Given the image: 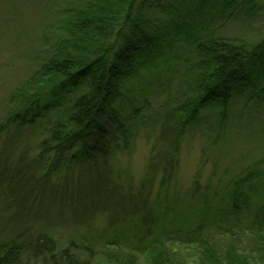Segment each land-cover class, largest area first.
<instances>
[{
	"label": "trees",
	"instance_id": "trees-1",
	"mask_svg": "<svg viewBox=\"0 0 264 264\" xmlns=\"http://www.w3.org/2000/svg\"><path fill=\"white\" fill-rule=\"evenodd\" d=\"M161 3V0H82L65 16L59 43L42 55L37 72L22 85L19 110L0 125V159L9 156L5 148L12 151L19 148L24 160L23 152L29 149L31 136H36L41 128L46 131L44 136L38 133L42 135L38 143L41 151L33 166L29 161L22 162L18 172L16 169L2 174L4 164L0 162V210H12V217L15 210H23L27 221L51 229L58 227L56 222L69 223L75 217L81 219L74 223L80 227L87 214L100 210L110 213L113 204L118 203L114 197L121 179L110 167V160L117 157L119 150L132 146L140 130L151 126L145 112L153 93L169 95L165 107L155 115L161 149L150 160L139 192L145 191L161 169L163 188L169 187L184 136L199 133L206 136L203 111H219L220 121L225 123L234 102L240 101L243 105L239 109L238 130L251 128L250 114L264 112V37L244 43L212 34L204 37L196 31L210 28L214 20L218 23L234 17L241 7L250 5L254 9L257 1L169 0L164 6ZM156 7L167 20L155 23L148 16V10ZM183 39L196 61L188 56L189 51L181 56L180 48L176 50ZM179 65L185 70V82L178 91L181 98L173 96L171 85L168 87L164 82L170 81L169 76L177 72L174 66ZM52 116L55 121L43 126L44 120L50 121ZM12 125L16 126L13 130ZM260 130L264 136V125ZM212 132L210 128L207 134ZM216 136L213 145L217 146L219 139L225 141L222 135ZM260 164H264V154L261 162L233 178L226 185L227 190L213 195V199L204 190L197 193L198 204L194 209L186 203L197 214V224L224 225L228 219L250 209L255 212V222L263 226L264 170ZM79 169L84 172L75 176ZM38 193L43 194L42 200L47 193L51 196L48 202L39 200L34 207ZM172 200L178 203L176 198ZM125 202L124 206L142 226L155 221L157 215L148 198L141 208ZM3 224H0V264H33L40 260L47 264H96L89 244L57 249L50 233L19 229L6 235ZM121 229L119 235L106 241L115 246L121 235L131 232L127 227ZM260 238L258 250L264 264V236ZM151 241L148 239L147 245L160 253L161 242ZM205 252L206 264L223 263L212 247L206 246ZM235 255L237 260V254L230 252L227 256L231 261L224 264H251L246 256L234 262ZM156 260L179 264L165 253Z\"/></svg>",
	"mask_w": 264,
	"mask_h": 264
},
{
	"label": "rangeland",
	"instance_id": "rangeland-1",
	"mask_svg": "<svg viewBox=\"0 0 264 264\" xmlns=\"http://www.w3.org/2000/svg\"><path fill=\"white\" fill-rule=\"evenodd\" d=\"M80 1L82 0H0V125H4L7 119L19 110L22 85L37 72L42 55L59 43L63 20ZM161 1L164 6L169 0ZM255 1L258 5L252 6L254 9H250V5L241 7L234 17L218 23L214 20L210 28L196 30L197 34L204 37L212 34L211 36L216 38L236 39L237 42L241 40L244 43H253L262 39L264 0ZM147 14L155 23L161 19L167 20L159 7L148 10ZM177 49L179 52L182 51L181 56L189 51L188 56L195 60L184 39L176 46ZM174 68L176 74L173 77L170 75V81L164 82L168 87L171 85L173 96L178 95V98H181L178 91L185 82V70L180 65ZM153 94L149 97V108L146 112L144 110L151 119V126L140 130L133 140V145L128 149L119 150L117 157L110 160V167L121 177L118 183L119 189L117 187L118 191L114 197L115 202H118L113 204L114 210L112 209L110 213L100 210L95 214H87L88 220L84 219L82 221L84 224L80 227H75L77 223L75 220H81L75 217L69 223L66 220L65 224L61 221L56 222L58 227L52 226V229L35 225V221H27L23 210H15V217L11 216L14 214L12 210H0V224L5 223L3 230L7 229L4 231L5 234L8 235L12 233L11 231L19 229L35 231L39 234L50 233L57 242L55 243L57 249H63L70 244L76 246L89 244L94 250L96 264H170L156 260L164 253L179 264H206V246L216 251V255L223 262L217 261L220 264L230 263L231 258L227 256L230 252L237 254V260L236 255L234 259L236 263L239 261L238 257L246 256L251 264H262L258 243L261 240L260 236H264V225L255 222V212L246 209L241 215L228 219L224 225L221 223L200 227L197 224L198 216L193 209L198 204L195 200L197 193L206 190L211 197L220 194L227 190L225 187L233 178L249 167L256 166L257 161L261 162L264 154V136L260 133V129L264 125V112L259 114L255 111L253 116L250 114L251 128L241 127L238 130V114L243 105L240 101L234 102L235 106L230 108L231 116L225 123L220 121L219 111L209 109L203 111L202 126L205 127L203 133L205 132L206 136L201 133L184 136L180 151L175 158V171L169 187L163 188L164 175L161 169L146 185L145 191L139 192L147 177L150 160L161 149V144L157 143L159 126H154L155 115L157 117L158 111L165 107L169 95V93L159 96ZM55 119L56 117L52 116L50 121L44 120L43 126H49ZM15 127L12 125V130ZM210 128L213 132L208 135L207 131H210ZM219 130L221 133L218 132ZM45 132L44 128L38 131L43 136ZM38 133L29 139L30 146L27 147L29 149L25 148L23 152L26 154L24 160L21 159L19 148L14 151L5 148L9 156L0 159L4 164L2 174L16 171L17 168L19 169V163L24 164L22 162L29 161L33 166L35 156L41 151L38 143L42 135ZM216 133L225 137V141L218 140L217 146L213 145L215 144L213 139L217 137ZM229 141L231 142L228 143ZM259 167L264 170V164H260ZM34 170H37V167ZM83 172L82 169L76 170L75 176H80ZM42 196V193H38L33 203L34 207L40 201L48 202L51 195L47 193V200L46 197L42 200ZM146 198L150 205L153 204L154 215L157 216L154 222L146 219L149 224L143 223L142 226V223L131 215V210L124 205L127 200L129 206L137 204V207L141 208ZM173 198L178 200L177 204L173 202ZM186 203L193 209H189ZM65 212L67 213V209ZM4 218L5 221H2ZM122 226L127 227L131 232L121 235V241L118 240L117 245H111L109 241L120 234ZM107 238L109 241H106ZM148 239L155 244L157 241L161 242L160 253L147 245ZM90 241L94 243L91 245ZM163 260L167 261L165 258ZM33 264H47V262L43 263L40 260Z\"/></svg>",
	"mask_w": 264,
	"mask_h": 264
}]
</instances>
